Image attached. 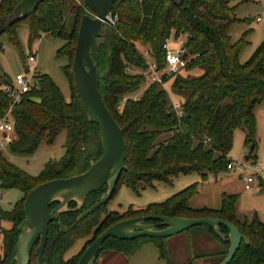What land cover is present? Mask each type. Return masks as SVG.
Segmentation results:
<instances>
[{
  "label": "trees",
  "instance_id": "obj_1",
  "mask_svg": "<svg viewBox=\"0 0 264 264\" xmlns=\"http://www.w3.org/2000/svg\"><path fill=\"white\" fill-rule=\"evenodd\" d=\"M22 1L0 2V37L8 35L10 42L22 52L18 29L26 23L30 44L42 36L63 40L65 44L58 56L69 59L64 72L70 79L73 94L68 102L54 80L48 74L40 73L31 91L12 107L11 97L1 87L10 84L12 79L0 67V119L9 115L14 126V138L10 142L12 151L33 155L43 143L52 144L64 131L67 135L63 158L59 162H48L38 176L10 163L0 151V189H17L23 193L12 211L4 210L0 203V264H16L20 225L26 218L24 203L28 194L48 181L87 172L104 153L100 128L89 121L74 77L79 30L88 9L85 1L79 0L81 4H78L76 0H46L33 14L10 24V15ZM236 11L237 6H231L229 0H182L180 4L171 0L116 1L112 14L117 17V25H106L99 38L100 92L122 128L127 145L126 169L113 197L120 185L137 191L140 185L171 184L179 175L198 173L205 179L209 174L228 172L235 131L243 126L248 132L246 144L252 145L255 154V110L264 103V41L246 62H241V55L251 44L250 36L254 30L248 28L239 40H233L231 31L235 26L251 24L237 18ZM173 32L178 38L187 36L184 48L188 64L182 71L189 75L179 73L165 79L166 83L172 82L173 93L182 98L181 108L176 104L178 110L165 87L158 84L148 86L138 99L134 98L146 81L145 76L138 73L148 68L144 49L151 48L154 62L164 69L163 45ZM194 71L200 74L191 75ZM123 101L125 104L121 107ZM260 180L264 189V181ZM107 188L104 186L90 194L80 210H75L77 204L71 202L70 210L61 215L63 224L72 226L81 213L105 195ZM194 192L195 187L191 186L166 202L151 204L141 210L131 208L125 213L108 211L112 197L68 233L62 232L58 221H54L49 225L44 262L77 264L86 249L74 259L65 260V255L80 240L93 235L89 247L107 229L121 221L167 216L226 220L244 236L230 264H264V223L257 216L240 220L236 210L237 196L225 195L218 211L192 210L188 201ZM57 204L51 205L50 210ZM209 229L224 247L221 254L217 253L222 256V262L231 245L229 230L220 227L225 236L222 239L212 228ZM148 242L155 243L161 258H166L164 239L145 237L132 240L109 238L97 257L103 251L131 257ZM30 264H38L35 250Z\"/></svg>",
  "mask_w": 264,
  "mask_h": 264
},
{
  "label": "rangeland",
  "instance_id": "obj_2",
  "mask_svg": "<svg viewBox=\"0 0 264 264\" xmlns=\"http://www.w3.org/2000/svg\"><path fill=\"white\" fill-rule=\"evenodd\" d=\"M229 1L231 6H237V18L251 22L250 25L241 24L235 26L231 31L233 40H239L248 28L254 30L250 36L251 44L241 55V62L244 63L264 41V0H247L246 2H242V0ZM85 14L93 17V13L88 12L87 9L85 10ZM258 18H261L262 21H258ZM105 27L106 25L104 26V32ZM18 37L22 46V52L10 42L8 35L5 34L0 37V67L4 73L11 79H14L18 74L25 73L26 68L31 67V64L27 62L28 55L37 54V66L39 72L48 74L61 89L65 99L68 102L71 101L73 94L72 86L70 79L64 72V68L69 65V59L66 56H58V51L64 46L65 42L59 38L42 36L40 39L30 44V31L29 26L26 23L20 25L18 29ZM186 40V35H182L178 38L175 32H173L170 37V41L172 42L171 47L175 49L178 43L184 45ZM144 51L146 53L145 59L147 64L154 62V58L151 56V48L147 47ZM148 52H150V55H147ZM23 56L25 61L23 60ZM135 72H138V70ZM142 73L145 76L146 81L138 92L134 94L135 96L141 95L146 88H148V82L151 80L147 70ZM190 74L199 75L200 72L194 71ZM180 75L188 76L189 73L181 71ZM164 87L169 93L171 102L178 104L181 108L183 102L182 98L173 93L172 82H165ZM255 115V154L252 153V145L246 144L248 132L245 126H243L235 131L234 145L229 156L231 160L244 163L255 162L257 165L264 164V103L257 106ZM7 135L8 137H6L4 132L0 131V151L10 163L32 176L40 175L44 166L48 162H59L66 152L65 143L67 135L65 131L60 133L52 144L43 143L33 155L14 153L10 146L14 134L13 132H10L7 133ZM253 174L254 172L250 169L245 171L235 170L219 174H209L207 178L203 179L200 174L192 173L174 177L171 184L156 182L153 187L140 185L137 191H134L127 185H120L117 193L109 202L107 209L110 212L116 211L119 213H125L131 208L135 210L145 209L151 204L166 202L178 192L194 186L195 192L188 201V207L190 209L195 211H201L203 209L218 211L223 206V198L225 195L237 196L236 210L238 218L240 220H245L246 218L253 219L254 216H257L260 221L264 223V189L262 188L261 180L253 176ZM249 176H253L255 180L253 190H247L245 188V177L247 178ZM262 179L264 181V176ZM22 197L23 193L17 189H0V203L2 208L6 211H12L16 203ZM57 206L58 204L50 211L53 212ZM153 223L158 222H149V224ZM163 228L164 227H158V229ZM216 234H220L219 236L222 239H225V236L220 232V229L219 234ZM92 238L93 235L80 240L65 255V260L74 259L80 256L81 253L88 248ZM164 242L166 245V258L164 259L161 258L158 246L153 242H148L131 257H127L124 254H117L113 251H103L100 253L99 257L96 258L95 263L218 264L222 259L220 254L224 250L222 243L213 237L208 226L193 227L183 233L164 239ZM218 252L220 253L219 255H217Z\"/></svg>",
  "mask_w": 264,
  "mask_h": 264
},
{
  "label": "water",
  "instance_id": "obj_3",
  "mask_svg": "<svg viewBox=\"0 0 264 264\" xmlns=\"http://www.w3.org/2000/svg\"><path fill=\"white\" fill-rule=\"evenodd\" d=\"M44 1L46 0H23L10 15V24L33 14ZM84 1L95 17L86 15L82 19L74 57V77L89 121L100 128L104 153L98 161L91 164L87 172L67 179L48 181L28 194L24 203L26 218L20 225L17 264H30L34 250L38 264H45L44 254L50 223L58 220L61 231L68 233L112 199L120 176L126 169L127 145L124 132L112 116L100 92L98 39L104 32L105 21L113 13L117 0ZM171 1L180 4L182 0ZM185 57H188V54ZM104 186L108 187L107 193L89 210L80 214L72 226L66 227L62 223L61 215L70 210L71 202L77 204L75 210H80L88 196ZM54 203H58V206L51 212L50 206ZM149 221L158 223L149 224ZM196 226H208L218 234L221 226L229 230L231 245L227 257L219 264H230L244 240L243 234L235 225L215 218H171L167 216L131 218L111 226L86 249L77 264H94L104 242L109 238L118 240L142 237L166 239ZM158 227L164 228L158 229Z\"/></svg>",
  "mask_w": 264,
  "mask_h": 264
},
{
  "label": "built area",
  "instance_id": "obj_4",
  "mask_svg": "<svg viewBox=\"0 0 264 264\" xmlns=\"http://www.w3.org/2000/svg\"><path fill=\"white\" fill-rule=\"evenodd\" d=\"M78 4H81L79 0H76ZM88 12L91 10L88 8ZM93 17H95L93 13ZM258 21H262L261 18L257 19ZM105 25L116 27L117 25V17L113 16V14L109 15L105 21ZM172 42L170 38L165 41L163 45V49L165 50V62L166 66L164 69H160L159 65L156 62H152L148 64L147 72L150 75V82H148V86L152 84H158L164 87L165 79L171 78L174 75L179 74L183 69L186 68L188 64V57H185L187 54L184 45L180 43L177 44V47L173 49ZM147 55H150L147 53ZM27 62L31 64V67H27L25 73L18 74L14 79L11 80L10 84L2 85V89L9 94L12 99V107L20 103L22 97L31 91L32 87L35 86L36 77L41 72L38 70L37 66V54H29L27 57ZM138 73L143 74L141 71ZM140 95L134 96V98L138 99ZM125 101L122 102L121 107H123ZM120 107V108H121ZM175 108L178 110L179 107L175 104ZM180 114V113H179ZM0 131L6 134L14 131L13 124L9 121V115L5 118L0 119ZM228 171L235 170H247L250 169L254 172L253 176L262 179L264 176V164L257 165L255 162L244 163L232 160L228 166ZM249 176L245 177V188L247 190H253L254 188V177Z\"/></svg>",
  "mask_w": 264,
  "mask_h": 264
},
{
  "label": "crops",
  "instance_id": "obj_5",
  "mask_svg": "<svg viewBox=\"0 0 264 264\" xmlns=\"http://www.w3.org/2000/svg\"><path fill=\"white\" fill-rule=\"evenodd\" d=\"M2 0H0V2H1Z\"/></svg>",
  "mask_w": 264,
  "mask_h": 264
}]
</instances>
